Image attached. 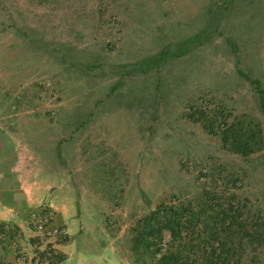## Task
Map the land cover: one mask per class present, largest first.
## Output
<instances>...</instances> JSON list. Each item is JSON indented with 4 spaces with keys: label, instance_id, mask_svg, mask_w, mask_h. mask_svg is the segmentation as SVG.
I'll list each match as a JSON object with an SVG mask.
<instances>
[{
    "label": "rangeland",
    "instance_id": "rangeland-1",
    "mask_svg": "<svg viewBox=\"0 0 264 264\" xmlns=\"http://www.w3.org/2000/svg\"><path fill=\"white\" fill-rule=\"evenodd\" d=\"M236 118L259 123V150L222 143ZM5 136L38 201L29 226L49 209L65 230L40 243L2 226L24 263L70 245L155 264L143 218L181 205L200 230L165 231L161 253L224 241L241 244L229 264H264V0H0Z\"/></svg>",
    "mask_w": 264,
    "mask_h": 264
},
{
    "label": "trees",
    "instance_id": "trees-1",
    "mask_svg": "<svg viewBox=\"0 0 264 264\" xmlns=\"http://www.w3.org/2000/svg\"><path fill=\"white\" fill-rule=\"evenodd\" d=\"M221 141L230 150L241 155H249L262 146L261 128L258 122L250 119H234L227 123L221 135ZM201 212L190 211L187 206H158L150 211L142 221L141 229L136 238L137 244L143 247L144 251L150 253L156 261L155 264H229L234 257L233 252L240 247L238 243L231 245L228 242L220 241L218 244L203 241L202 251L192 254L189 244H183V250L173 252H162L160 246L163 234L168 232L171 241L178 240L182 235L195 233L200 230L199 216ZM235 218V215L232 216ZM259 231H255L256 236ZM201 237V236H200ZM200 244H198L199 246ZM192 246V245H191ZM160 253V254H159ZM159 256H155V255Z\"/></svg>",
    "mask_w": 264,
    "mask_h": 264
},
{
    "label": "crops",
    "instance_id": "crops-1",
    "mask_svg": "<svg viewBox=\"0 0 264 264\" xmlns=\"http://www.w3.org/2000/svg\"><path fill=\"white\" fill-rule=\"evenodd\" d=\"M9 143L6 136L5 140L0 139V264H35L33 260L20 262L17 239L1 234L4 231L2 226L10 224L31 237L33 231L26 215L27 210L38 202L33 198L34 189L27 187L20 177V147H12ZM69 247L62 245L65 255L45 264H92L93 259H89L83 251L70 250Z\"/></svg>",
    "mask_w": 264,
    "mask_h": 264
},
{
    "label": "built area",
    "instance_id": "built-area-1",
    "mask_svg": "<svg viewBox=\"0 0 264 264\" xmlns=\"http://www.w3.org/2000/svg\"><path fill=\"white\" fill-rule=\"evenodd\" d=\"M29 222L33 225V237H35L40 243H48L52 238L59 235H64L65 230L53 223L52 212L49 209H44L42 211L36 212L32 211L28 216ZM42 245V244H41ZM23 257L18 256L20 262ZM47 259V258H43ZM48 260H44L42 263H48Z\"/></svg>",
    "mask_w": 264,
    "mask_h": 264
}]
</instances>
